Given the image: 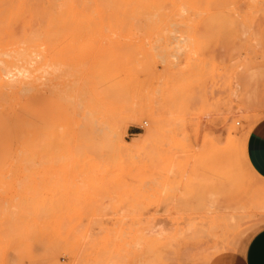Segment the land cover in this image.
<instances>
[{"label":"rangeland","instance_id":"1","mask_svg":"<svg viewBox=\"0 0 264 264\" xmlns=\"http://www.w3.org/2000/svg\"><path fill=\"white\" fill-rule=\"evenodd\" d=\"M263 78L264 0H0V264H241Z\"/></svg>","mask_w":264,"mask_h":264},{"label":"crops","instance_id":"2","mask_svg":"<svg viewBox=\"0 0 264 264\" xmlns=\"http://www.w3.org/2000/svg\"><path fill=\"white\" fill-rule=\"evenodd\" d=\"M246 149L248 163L264 180V118L250 130ZM241 264H264V226L251 237Z\"/></svg>","mask_w":264,"mask_h":264},{"label":"bare ground","instance_id":"3","mask_svg":"<svg viewBox=\"0 0 264 264\" xmlns=\"http://www.w3.org/2000/svg\"><path fill=\"white\" fill-rule=\"evenodd\" d=\"M69 2V1H68ZM86 4V3H85ZM88 5V4H87ZM66 7V6H65ZM257 68V67H256ZM15 69H17V68H15ZM255 69V68H254ZM25 70V69H24ZM21 71V70H19V75L20 76H25V73H27L26 71ZM253 71V70H252ZM6 72V71H5ZM15 71H7V73H6V75L4 76V77H7V79L8 78H10V79H8V81L7 82H5L4 84L7 86L8 84H10V82H12L13 80H14V78H17L18 77V73H14ZM249 72H251V71H249ZM252 73V72H251ZM249 75H251V74H249ZM17 76V77H16ZM258 77V76H257ZM1 79H2V77H1ZM6 79V80H7ZM247 79V78H246ZM261 79V78H260ZM264 79V78H263ZM2 81V80H1ZM0 81V82H1ZM3 81H4V79H3ZM10 81V82H9ZM16 81V80H15ZM254 81H256V75L253 73L250 77H249V83L250 84H252V82H254ZM263 81V80H262ZM14 82V81H13ZM245 82H248L247 80L245 81ZM256 82H258V81H256ZM260 83V82H259ZM263 83H264V81H263ZM3 85V84H2ZM254 85V84H253ZM264 85V84H263ZM246 86H247V83H246ZM249 87H250V85H249ZM255 87V86H254ZM257 87V86H256ZM264 87V86H263ZM246 88H248V86L246 87ZM249 91V90H248ZM257 91V90H256ZM250 92V91H249ZM252 92V91H251ZM255 93V92H254ZM254 95H256V93L254 94ZM256 124V123H255ZM254 124V125H255ZM254 125L252 126V128L254 127ZM216 156V155H215ZM262 197V196H261ZM233 210H235V209H233L232 208V211ZM264 210V209H263ZM231 211V212H232ZM234 213H236V212H234ZM238 216V215H237ZM239 218V217H238ZM236 220H238V219H236L235 218V216L234 215H229V213L227 214V216H226V222H225V226H224V232L225 231H227V230H231L232 229V227H235L234 225L236 224L237 225V222H236ZM238 221H240V220H238ZM242 224H243V222H241ZM8 226V225H7ZM239 226H241V225H239ZM39 233H40V231H38ZM224 234V233H223ZM49 235V234H48ZM47 235V236H48ZM35 238H37V236L38 235H31L30 237H31V239L33 240V238L34 237ZM29 237V238H30ZM44 237H46V235L44 236ZM38 240H40V242L42 241V242H44L43 241V239L40 237V238H37ZM22 240V239H21ZM28 240V239H27ZM38 240H37V242H38ZM52 240H54V238L52 239ZM52 248H54V247H52ZM19 249H20V247H19Z\"/></svg>","mask_w":264,"mask_h":264}]
</instances>
